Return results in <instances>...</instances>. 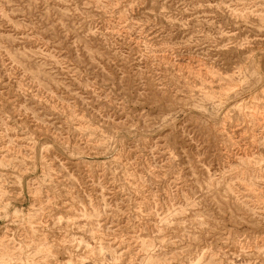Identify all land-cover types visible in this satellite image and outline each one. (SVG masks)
I'll return each instance as SVG.
<instances>
[{
    "label": "rangeland",
    "instance_id": "374dc122",
    "mask_svg": "<svg viewBox=\"0 0 264 264\" xmlns=\"http://www.w3.org/2000/svg\"><path fill=\"white\" fill-rule=\"evenodd\" d=\"M0 264H264V0H0Z\"/></svg>",
    "mask_w": 264,
    "mask_h": 264
}]
</instances>
